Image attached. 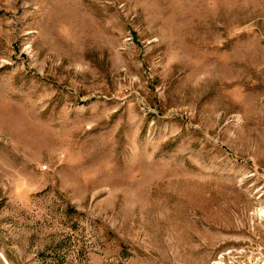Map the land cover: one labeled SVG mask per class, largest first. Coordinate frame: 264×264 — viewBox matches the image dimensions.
<instances>
[{"label":"rangeland","instance_id":"1","mask_svg":"<svg viewBox=\"0 0 264 264\" xmlns=\"http://www.w3.org/2000/svg\"><path fill=\"white\" fill-rule=\"evenodd\" d=\"M0 264H264V0H0Z\"/></svg>","mask_w":264,"mask_h":264}]
</instances>
